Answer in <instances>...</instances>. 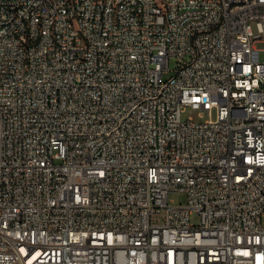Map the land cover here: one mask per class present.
Masks as SVG:
<instances>
[{"label":"built area","instance_id":"1","mask_svg":"<svg viewBox=\"0 0 264 264\" xmlns=\"http://www.w3.org/2000/svg\"><path fill=\"white\" fill-rule=\"evenodd\" d=\"M260 40L264 0H0V264H264Z\"/></svg>","mask_w":264,"mask_h":264},{"label":"rangeland","instance_id":"2","mask_svg":"<svg viewBox=\"0 0 264 264\" xmlns=\"http://www.w3.org/2000/svg\"><path fill=\"white\" fill-rule=\"evenodd\" d=\"M254 31H257L256 23H253ZM257 45L261 48H264V40H260L257 42ZM260 57L264 60V49L261 51ZM178 64V58L172 56L170 59V68L173 70ZM173 71H171L172 73ZM183 118H187L188 116H193L195 120L203 121L207 119L210 115L207 110H201L197 108L188 107L182 113ZM213 116H216V112L213 113ZM169 196L171 199L175 200L176 202H184L187 200V193L185 191L179 190L177 188H171L169 191ZM192 221L199 222L200 216L197 212L192 214Z\"/></svg>","mask_w":264,"mask_h":264},{"label":"bare ground","instance_id":"3","mask_svg":"<svg viewBox=\"0 0 264 264\" xmlns=\"http://www.w3.org/2000/svg\"><path fill=\"white\" fill-rule=\"evenodd\" d=\"M159 19H167V12H159Z\"/></svg>","mask_w":264,"mask_h":264}]
</instances>
